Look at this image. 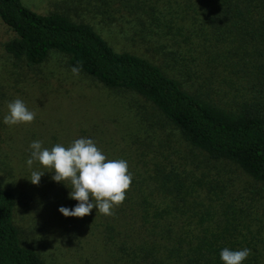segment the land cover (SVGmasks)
<instances>
[{"label": "trees", "instance_id": "16d2710c", "mask_svg": "<svg viewBox=\"0 0 264 264\" xmlns=\"http://www.w3.org/2000/svg\"><path fill=\"white\" fill-rule=\"evenodd\" d=\"M205 1L220 20L232 12L234 26L253 28L252 50L185 57L171 51L165 53L171 66L166 71L150 58L116 51L86 22L38 13L22 0H0V19L12 31L4 47L12 58L38 65L52 50L65 54L70 69L140 96L188 147L246 177L240 184L225 179L234 187L222 185L219 201L204 204L196 201L199 189H184L188 172L138 153L102 151L110 160L127 161L132 174L126 199L114 212L132 231L142 260L149 258L140 264H224V248L250 249L243 264H264V1ZM14 206V192L0 186V264H47L21 242Z\"/></svg>", "mask_w": 264, "mask_h": 264}, {"label": "rangeland", "instance_id": "374dc122", "mask_svg": "<svg viewBox=\"0 0 264 264\" xmlns=\"http://www.w3.org/2000/svg\"><path fill=\"white\" fill-rule=\"evenodd\" d=\"M220 1V0H219ZM264 0H250L257 6ZM41 13H62L90 24L116 51L152 59L171 69L165 53L180 57L200 53L251 51L253 28L234 26L232 12L220 20L205 0H22ZM214 5H218L216 2ZM11 29L0 19V186L15 194L13 222L21 242L34 248L47 264H140L142 253L125 220L115 213L65 217L60 207L73 209L69 198L52 179L54 172L35 161L30 145L41 141L51 149L79 138L94 141L101 151L131 155L147 162L153 157L167 169L175 168L187 188L200 190L196 201L215 205L222 185L234 187L246 179L234 167L207 160L188 147L178 132L148 102L131 91L108 88L89 75L74 76L67 56L50 51L38 65L12 58L5 50ZM168 47L163 49V45ZM179 77V76H177ZM16 99L35 113L30 124L9 126L4 117ZM33 171L45 172L38 185ZM185 171V172H184ZM182 189V190H184Z\"/></svg>", "mask_w": 264, "mask_h": 264}, {"label": "clouds", "instance_id": "9594fccd", "mask_svg": "<svg viewBox=\"0 0 264 264\" xmlns=\"http://www.w3.org/2000/svg\"><path fill=\"white\" fill-rule=\"evenodd\" d=\"M71 71L74 76H79L81 69L74 66ZM8 110L4 123L9 126L30 124L35 119V113L29 111L20 99L10 102ZM30 148L32 151L31 158L27 160L28 166L38 161L44 168L51 169L49 172L55 173L52 179L58 183L63 182L70 188L69 198L78 201L73 209L59 208L65 217L83 218L91 214L94 207L101 214L112 216L114 209L125 201L132 183L127 161L108 159L93 140L79 138L68 147L56 144L50 150L43 148L41 141H34ZM44 173L33 171L29 180L38 185ZM250 254L251 250L247 248H224L220 258L224 264H243Z\"/></svg>", "mask_w": 264, "mask_h": 264}]
</instances>
